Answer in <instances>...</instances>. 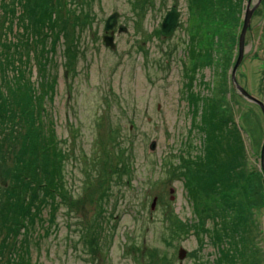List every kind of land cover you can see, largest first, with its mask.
<instances>
[{"label":"rangeland","instance_id":"obj_1","mask_svg":"<svg viewBox=\"0 0 264 264\" xmlns=\"http://www.w3.org/2000/svg\"><path fill=\"white\" fill-rule=\"evenodd\" d=\"M7 3H16L18 16L24 12L20 0H0ZM173 6L179 25L166 37L162 24ZM253 9L237 79L264 102V0H64L58 20L66 24L43 57L40 39L1 9L10 19L0 25V105L8 115L0 121V200L7 204L0 264H224L230 242L247 234L250 263L264 264V114L233 80ZM114 13L111 48L103 36ZM3 41H14L20 57L14 60ZM192 93L200 99L190 100ZM207 98L241 130L247 151L239 169L247 178L239 184L234 177L226 195L188 197L184 174L206 173L200 163L209 153L208 127L201 125ZM23 100L34 110L39 142L59 145L53 159L62 160L64 175L57 198L30 183L25 197L39 202V213L29 226L9 216L15 198L2 193L17 172L15 160L29 161L20 150ZM30 162L47 181L40 170L47 161ZM224 225L228 240L213 241Z\"/></svg>","mask_w":264,"mask_h":264},{"label":"trees","instance_id":"obj_2","mask_svg":"<svg viewBox=\"0 0 264 264\" xmlns=\"http://www.w3.org/2000/svg\"><path fill=\"white\" fill-rule=\"evenodd\" d=\"M63 1L20 0L24 12L19 16L17 15L16 3H7L6 5L0 6V25L2 22L9 25L8 21L10 17L8 15H1V9L5 8L6 14H10L14 21L17 19L18 25L21 28L31 31L33 37L35 36L37 39H40L43 47V53H41L40 56L43 57L46 54V42L47 47L50 46V48L47 49V52L48 50L51 51V40L54 42L53 53L54 47H57V41L60 39L59 27L62 24H66L62 19L58 20ZM225 1L231 2L233 0ZM210 5H212V3H210ZM26 19L29 20L28 23H26ZM8 32H13V26ZM23 32L25 33V31ZM25 42L26 39L23 38L21 43L24 45ZM1 44L6 47V50L9 53H12L11 55L14 60L20 57V48L14 43V41H3ZM6 56L9 57V55ZM192 56L194 58L198 56L195 49L192 51ZM19 77L20 75L17 79H19ZM262 85L264 86V83H262ZM193 98L200 99L197 94L192 93L190 100ZM200 101H202V99L194 102L199 103ZM205 106L207 107L208 112L203 115L201 125L204 124L208 127L207 141L209 142V153L205 157L206 160L200 163V166L202 169L206 170V173L202 176L198 173L191 175L189 171L184 174L186 179L185 189L187 190L188 197H199L201 192L213 193L215 195L219 193L221 195H226L231 192L235 185L233 183L234 177L238 178L237 183L239 184L246 181L247 178L246 171L244 169H239L240 165H243L244 163L245 151H247L246 141L241 134V130L236 126L232 119L219 116L218 111L215 108L214 100L207 98L206 102H204L203 108H205ZM21 107L23 108L25 115V124L21 125V128L19 129V133L23 134V136H20L22 141V147H20V150L29 157V161L27 163L22 162L19 164L15 160L14 168L17 169V172L13 177L11 176L10 185L2 193L9 198H15V202L10 206L11 213L9 216H18L22 220L25 219L26 224L29 226L31 224V216L36 215L38 212L37 205L39 203L36 201L35 206H32V203H27L28 197L25 196L32 192L31 188L28 187L30 183L33 182L32 185L36 191H41L46 187L45 197H56L62 192L59 185L62 184V178L64 175L62 160L57 161L53 159V155H61L59 145L49 139L39 142V126L34 120V110L29 109V104L25 100L21 103ZM7 117L8 115L4 112V106L0 105V121H5ZM0 134L2 135L5 133L0 132ZM185 157L186 156H183L181 160L187 159ZM30 159L47 161V167H45L44 164L40 165L41 172L47 173L49 176L47 181L42 180L41 177L37 175V166L31 163ZM184 164L186 168L192 166L189 159L185 160ZM29 171L30 173L28 174ZM20 176H23L24 180L18 182ZM14 182L16 183L14 184ZM242 190L246 193L248 192L246 183L242 186ZM0 201V217L2 218L6 212L7 204L4 200ZM44 205H48V202ZM33 209L34 213H31ZM29 214L30 217L27 218ZM16 230L18 235L20 229L17 228ZM27 232L28 230H25V233ZM225 232L227 234H225ZM228 232L229 229L224 225L223 232L218 233L216 237L213 238V241L218 243L227 241ZM241 234L243 235V232H241ZM233 240L234 242L232 243ZM233 240L230 242L231 246L229 248L231 255H226L224 264H253L250 263L253 259L248 256L250 253V245L248 243L250 239H248V234L247 236L243 235L240 238H234ZM4 248H6V246L2 245L0 251ZM20 264H31V262H29L28 259H24Z\"/></svg>","mask_w":264,"mask_h":264},{"label":"water","instance_id":"obj_3","mask_svg":"<svg viewBox=\"0 0 264 264\" xmlns=\"http://www.w3.org/2000/svg\"><path fill=\"white\" fill-rule=\"evenodd\" d=\"M253 11H254V9L248 12L246 19H245V22H244V27H243V31L241 34V42H240V52L241 53H240L239 61L234 68L233 80H234V83H235L236 88L239 91V93L243 97H245L249 101H251L252 103L257 104L261 108V110L264 114V102L258 98L251 96L239 84L238 79H237V71L240 67V64H241L243 56H244L243 51H244V45H245V36H246V33H247L249 26L251 25V17H252ZM180 16H181V13L179 12L178 8L176 6H173L171 11H169L167 13V15L163 21L162 29H161V34L163 36L169 37V36H172L176 32L178 25H179ZM118 18H119V13H114L106 21L107 22L106 26H105L106 34L103 36V41L105 42L106 46L111 47V48H115V44H114L115 31L114 30H115V26H117V24H118ZM119 31L120 32H126L127 28L124 26H121L119 28ZM261 161H262V170L264 171V144H263L262 153H261ZM180 255L182 256L183 253Z\"/></svg>","mask_w":264,"mask_h":264},{"label":"bare ground","instance_id":"obj_4","mask_svg":"<svg viewBox=\"0 0 264 264\" xmlns=\"http://www.w3.org/2000/svg\"><path fill=\"white\" fill-rule=\"evenodd\" d=\"M254 76H255V75H253V78H254ZM254 80H255V79H254ZM252 122H254V119H253V121H252ZM260 205H263V201L260 203Z\"/></svg>","mask_w":264,"mask_h":264}]
</instances>
